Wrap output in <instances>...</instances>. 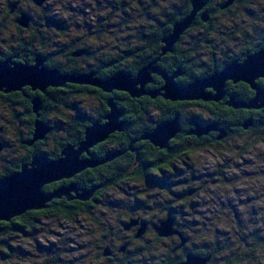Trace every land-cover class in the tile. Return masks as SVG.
<instances>
[{"label":"trees","instance_id":"trees-1","mask_svg":"<svg viewBox=\"0 0 264 264\" xmlns=\"http://www.w3.org/2000/svg\"><path fill=\"white\" fill-rule=\"evenodd\" d=\"M92 1L94 2V0ZM124 1L117 0L116 3L119 5V8L115 12L111 11L104 14L100 18L101 23L98 19H93L92 21L95 22V26L90 30L92 31V35L87 36L81 27H76V25L69 26L68 23L69 21H73L75 24H84V8L76 7L78 4L79 6L81 5V0H65L61 3L62 7L59 9L56 8L55 3H50V0H46L42 6H37L33 0H8L6 10L0 9V62L11 60L12 63L23 62L33 65L35 59L41 56L45 59V66L47 68L57 70L61 75H87L96 73V78L105 81L118 73L136 75L142 65L144 66V64L146 65L158 60V66L162 70V61L167 60V57L171 54H176L178 55L176 62L169 66L167 72L173 74L177 70L181 71L187 76L185 84H190L193 80L192 78H207L214 71H220L224 68V65L213 66L211 68L205 67L207 61L194 55L196 53L195 49L201 43L209 44V40H204L206 38H203L201 41L198 39L193 47L190 46L191 48L183 47V45L189 44L188 41H179L174 46L171 54L162 56L161 45L159 43L161 37L162 40L167 37L173 31L174 25L186 18L185 15L179 19L167 20L163 23L161 37L143 36L141 33L132 36V21L127 14L123 13L126 11L124 8L126 5L122 4ZM213 1H217V9L221 11L220 7L227 0H210V3H213ZM244 1L245 4L250 3L254 5L253 1L256 2L257 0ZM183 3L184 1H182ZM188 9L190 10V6ZM206 12L211 13L208 9ZM187 13L188 11L183 12V14ZM22 15H27L30 20L27 29L20 27L18 24L19 18ZM200 21H202L201 18H197L195 22L198 23L192 26L191 30L202 29L203 27L201 28L200 25L203 26V24ZM212 23L211 27H208L207 25L209 24H207L203 29H216V23L214 21ZM76 29L79 31V35H74L80 36V50L85 52V57L88 59L84 62L85 64H79H84L85 70L83 71L80 70L83 66L77 69L73 68L69 63L76 53V49L70 48L73 45L71 44V32L77 31ZM87 29H90L89 26H87ZM190 33L186 32L180 40L185 36L190 37ZM187 34L189 35L187 36ZM257 34L258 32L256 31L252 33L247 31V33L241 34V39L243 40L249 35L257 36ZM205 36L207 35L205 34ZM132 37H135L134 40H136L137 45H140V43L142 45L143 41L149 44L151 50L146 53L136 52L135 46L133 44L130 45ZM262 48H264V43L250 44L240 53L237 62L242 63L246 57L258 52ZM134 53L140 54L141 59L137 64L130 61L135 56ZM95 58L98 61H94ZM189 65L192 67L190 71L186 69ZM161 85L162 81L159 83L154 75V84L150 85V89L158 88ZM256 85L264 92V79H259ZM79 86L84 85L69 84L68 88L59 90L58 88H48L45 93L33 91L30 87H24L21 92L6 95L0 93V99L7 107L12 118L18 121L20 126L25 129V132L18 130L17 141L19 140L21 151H18L16 155H13V153L5 155L6 151L11 148V144L9 143V139L0 135V146L2 147L0 151V180L5 176L18 173L23 166L31 163L34 156L45 155L48 158L57 159L66 146L77 147L84 138L83 131L86 127H89L94 122L105 123L104 118L109 112L107 102L110 100L113 101L121 113L120 121L124 124L121 132L113 134L105 143L97 145L90 150L91 157L97 161L120 154L110 164L99 166L93 170H86L73 179L66 181V184L57 185L52 188L46 186L44 188L46 193H51L60 186L75 183L80 190L94 191L89 201H68L66 198L54 199L44 210L29 211L20 217L11 219L9 222H0V256H3V258H0V261H5L6 259L5 264H18L15 262V259L18 258L17 254L19 252H23L24 246L17 244V238L22 241L24 239L33 240L36 244L33 247L40 250L44 248L45 250V259L40 258L38 261L26 264H58L62 261L74 264L72 259L69 261L64 258L61 243L59 244L60 246L56 245L53 249H50L39 244L37 239L43 238L46 240L51 237L52 231H49L51 226L48 223L57 222L59 227L62 224L69 226L79 225L82 218L84 217L85 220V216L91 213L92 208L101 202L100 199L108 190L120 185H128L129 183L141 180L145 184L155 185V187L161 189L162 187L166 188L170 186H173L177 190L181 189L178 197L184 195H190L193 198L195 196L199 197L200 194L205 192L206 188L204 186L211 181V178H218L226 173L227 168L218 166L214 172L209 173V169L201 171L198 165L197 168L195 167V163L191 157L193 154L216 150L220 144L216 140L219 135L218 132L211 133L209 136L201 139L189 136L188 133L194 129L196 124L201 126L214 124L219 131H224L226 135L230 136L255 135L253 143L242 147L240 156H245L257 143L264 140V109L235 110L227 106V102L231 96L235 97L236 101L243 102L254 97L255 92L244 83L232 84L228 82L225 89L226 96L219 103H204L201 101L170 102L161 97L150 99L148 96L133 98L126 92L113 91L111 93H104L90 86H86L85 91H79ZM74 95L76 97H73ZM80 95H87L89 99L95 98L98 101L97 106L90 110V112L88 109L78 106L75 100L79 99L82 102V99L79 98L81 97ZM34 97H39L42 102L39 121L50 129L48 136L44 140L46 141L50 134L53 135L57 132L64 134L62 138L57 134L55 135V138L60 140L56 150L46 151L41 147L38 148L37 142L32 146L28 145L34 136V122L36 120V116L32 111V100ZM80 101L78 102L83 105ZM175 116H178L180 119L181 131L177 135V138L168 144L166 151L155 148L148 141L141 139L152 132L158 124L172 120ZM246 121H250L251 126L247 130H244L243 125ZM132 143L133 145L131 146ZM163 153H165L164 156H162ZM172 153L173 155L167 156V154L170 155ZM175 154L179 155L183 160L187 157L191 158L190 161L194 169L190 171L189 175L179 177L180 180L174 182L172 178L168 177L170 175L166 176L162 173V166L171 157H174ZM173 165L172 163L171 171L177 173L180 168ZM133 167L134 169L131 171ZM184 172H187V170ZM208 177H210V180L207 179ZM201 205L199 201H193L190 207L186 209L188 212L182 210L180 213L183 215L188 213L189 217H192L193 213L197 218L193 223H200L197 215H203V209L206 208ZM150 209L149 206L143 203L141 207L142 211L148 212ZM165 210L167 214L165 216L166 219L168 216H171L169 215V211L172 212L173 209L167 207ZM199 211L203 213H199ZM139 223V225L147 223L148 231H153L149 227V225H153L151 224L152 222H142L139 219ZM126 224L127 222L124 223V225ZM179 225L175 221V228L180 231L190 246L187 248L186 244L180 248V239L175 237L176 244L174 246L170 247L166 253H161L159 256L154 257L165 256L163 264H181L185 261L186 256L191 254L201 259H209L208 263L210 264H217L218 261L222 260L225 264H232L242 260L238 258V253H233L227 257L228 252H231V247L230 245L221 246V238L214 236V241L211 245H208L206 242L203 245H198L178 228ZM80 227L82 228V226ZM136 230L138 229L135 228V232ZM260 235V233H256L253 239L255 240L254 246H259L262 250L263 258L261 255L262 259L260 258L261 260L259 261L256 257H253L255 264H264V236L261 237ZM72 242L74 240L69 239L66 243L68 245L71 243L72 245ZM104 249H101L102 254ZM154 250V247H143L133 252L128 250L130 252L129 260L119 264H136L135 259L138 256L137 254H144V252L153 253ZM155 252L158 253V251ZM231 256L232 258H230ZM151 264H154V261Z\"/></svg>","mask_w":264,"mask_h":264},{"label":"rangeland","instance_id":"rangeland-1","mask_svg":"<svg viewBox=\"0 0 264 264\" xmlns=\"http://www.w3.org/2000/svg\"><path fill=\"white\" fill-rule=\"evenodd\" d=\"M63 1L65 0H50V3H55L56 8L59 9L62 7L61 3ZM82 2L84 4L87 1ZM253 3L254 5L247 3V5H242V7L240 5L234 7L233 15L216 14V33L212 31L210 35L205 36L207 32L203 28L191 32L190 37L185 36L183 38V42H189L183 47H193L198 39L201 41L203 38H206L204 40H209L208 45L211 48L215 47V44H219L217 41L221 42L222 46L241 43L239 41L241 34L238 36L233 32L235 28L244 29L250 31V33H252L253 28L259 30L260 33L261 30H264V0L253 1ZM7 4L8 0H0V9L6 10ZM76 7L80 8L79 4ZM251 11L252 14H250ZM74 34L79 35V31H72V38L76 37ZM204 45L201 43L195 49L196 53L194 55L208 61L209 59L204 53L211 48L205 47L203 49ZM73 97H76V95ZM79 98L82 99V102L79 99L75 100L78 106L88 109L89 112L98 104L95 98L89 99L87 95H82ZM0 129L2 131L0 135L9 139L11 144V148L6 151L5 155L10 153L16 155L18 151H21L19 140L17 141L18 130L25 132V129L20 126L18 121L12 118L1 99ZM56 134L61 138L64 137L61 132ZM254 136L235 135L232 137L233 139L227 140V143L223 146L219 144L214 151L196 152L191 156L201 171L209 169L208 172L211 173L218 166L227 168L226 173L218 178H211V181L204 186L206 188L205 192L200 194L199 197L195 196L193 198L190 195L178 197L181 189L177 190L173 186L162 187L161 189L155 187V185L145 184L141 180L128 185L123 184L108 190L103 195L100 199L101 202L92 208L91 213L85 216V220L84 217L82 218L79 224L82 228L79 225L69 226L67 224H62L59 227L57 222H51L48 223L51 226L49 230L52 231L51 237L46 240L43 238L37 239V242L50 249H53L56 245L60 246L59 244L61 243L64 258L69 261L72 259L74 264H117L104 257L101 249L105 248L104 251L108 250L110 253L120 256L118 250H121L126 242L131 243L127 249L132 252L143 247H154L155 250L154 252L152 251L153 255L150 257L159 256V254L166 253L170 247L176 244V240L173 239L176 236L159 240L153 230L154 224L165 220L167 215L165 209L171 207L173 211H169L171 216L168 217H172L174 221L179 223L178 228L189 239H193L194 243L203 245L206 242L211 245L214 241V236H217L221 238V246L230 245L231 247V252H228L227 257L233 253H238V258L242 259L240 262L232 264H255L253 257H256L259 261L263 258L262 250L259 246H254L255 240L253 236L256 233H260L261 237L264 236V140L257 143L245 156H240L242 147L253 143ZM177 168L180 167L177 166ZM168 177L175 182L179 181V177H184V175ZM207 179L210 180V177ZM193 201H199L202 207H206L203 209L204 213L199 211L203 215H197L200 223H193V221L197 220L195 214L192 213V218L180 213L182 210L188 212L186 209L190 207ZM143 203L151 208L148 212L141 210ZM139 219L142 222H152L151 224L153 225H149V227L153 231H148L147 226L143 237L134 239L133 236L137 233L135 228L138 229L139 225L132 227L130 230H125L124 223L127 222L128 224L131 220L139 223ZM189 220L190 222H188ZM69 239L74 240L72 245L71 243L70 245L66 243ZM17 244L24 246V248L22 247L23 252H19L17 254L18 258L15 259L18 264L31 263L40 260V258H46L44 248L40 250L33 247L36 246L33 240L24 239L22 241L17 238ZM188 246L190 245L188 244ZM155 251H158V253ZM150 254L152 253L147 254V252H144L142 255ZM0 258H3V256H0ZM5 261H0V264H5ZM58 264L69 263L62 261ZM217 264L225 263L222 260L218 261Z\"/></svg>","mask_w":264,"mask_h":264},{"label":"water","instance_id":"water-1","mask_svg":"<svg viewBox=\"0 0 264 264\" xmlns=\"http://www.w3.org/2000/svg\"><path fill=\"white\" fill-rule=\"evenodd\" d=\"M37 6H42L46 0H33ZM234 0H227L221 7L227 9ZM206 0H194L191 13L181 22L174 25L173 31L162 40L164 47L162 55L171 53L175 44L181 36L192 25L196 14L203 9ZM207 15L203 14L202 21L207 22ZM30 20L27 15H22L18 21L20 27L27 29ZM81 52L73 56H79ZM157 61L139 69L135 76L118 73L108 80H100L94 74L87 75H61L57 70H50L45 66V59L38 56L33 65L26 63H12L11 60L0 62V92L11 94L21 92L24 87H30L33 91L45 93L48 88L64 87L66 84H77L90 86L101 90L104 93L113 91L126 92L133 98H140L148 95L152 99L161 96L170 102H204L219 103L226 96V86L228 82L232 84L244 83L255 92L252 99L243 102L236 101L231 96L227 106L237 110H260L264 109V92L261 91L256 82L264 79V48L249 55L242 63H230L221 71L213 72L209 77L197 79L188 86L181 87L176 82L178 74L173 76L164 75V86L155 92L148 93L145 90L147 84L152 82V76L162 75L156 67ZM109 112L105 116V123H93L86 128L83 141L78 147L67 146L57 159H49L47 156L33 157L32 162L23 166L20 172L12 174L0 180V222H9L13 218L20 217L29 211L44 210L54 199L65 197L69 201L78 200L87 202L91 199L94 191H78L75 185L67 188H59L52 193L44 191L45 186L69 180L76 175L95 167L111 162L120 154L107 159L97 161L91 157L90 150L99 144L106 142L110 136L119 133L123 129V122L120 121L121 113L113 101H108ZM32 111L36 116L34 123V136L29 146L37 141L44 140L50 132L38 119L42 111L40 98L32 100ZM251 126L250 121H246L243 129L247 130ZM180 119L175 116L172 120L158 124L154 130L141 139L148 141L153 147L160 150L166 149L170 141L180 133ZM210 132H218L217 140L226 138L224 131H219L214 124L201 127L196 125L189 134L198 138L208 135ZM133 143L131 144V146ZM1 151V146H0ZM132 151V150H131ZM74 195L72 198L71 196ZM138 221L131 220L124 225L125 230L137 227ZM147 223L139 225L135 239H140L146 233ZM153 230L158 238H169L177 236L180 241V248L185 246L187 240L175 228V221L172 217L153 226ZM125 247L120 251L124 252ZM104 257H110L111 253L105 250ZM209 259H201L195 255H187L181 264H207Z\"/></svg>","mask_w":264,"mask_h":264},{"label":"flooded vegetation","instance_id":"flooded-vegetation-1","mask_svg":"<svg viewBox=\"0 0 264 264\" xmlns=\"http://www.w3.org/2000/svg\"><path fill=\"white\" fill-rule=\"evenodd\" d=\"M81 1H87L84 4H83V2L80 3L81 4L80 8H84V13H83L84 24H79V23L75 24V23H73V21H69L68 23H69V26L76 25V27H81V29L83 31H85V34H87V36H91L92 35V31H90V30H92L91 28L93 26H95V22L92 21L93 19H96V20L98 19V21L101 23L100 18L104 14H107L108 12H111V11L115 12V10H117V8H119V5L116 3L117 0H94L95 2H93L92 0H81ZM182 1H184V3H183L184 5L182 4ZM193 1L194 0H125L122 4L126 5L124 7L126 11L123 12V13L127 14V16L132 21V31H133L132 36L137 34V33H141V35H143V36L161 37L162 36V24L165 23L167 20L179 19L180 17H182L184 15H185V17H187L192 11V3H193ZM238 5H240L242 7V5H247V4H245L244 0H234L233 3L227 9H222L220 7L221 11H219L217 9V1H213V3H210V0H206L205 6L203 7V9L201 11H199L196 14L192 25L189 27V29L186 30V32L190 33V32H195L196 31L194 29L191 30V27L198 23V22H195L197 18H201V20H202L203 14L207 15L208 20H207V22L200 21V23L203 24V26L200 25V27L201 28L202 27L205 28L207 24H209V25H207L208 27H211L213 25L212 21L215 22V20H216L215 13L223 14V15H225V14H232L233 15L232 11H233L234 7H236ZM189 6H190V10L188 9ZM207 9L211 13L206 12ZM184 11L185 12L188 11L189 14L188 13L187 14H183ZM250 14H252V11L250 12ZM100 25H102V24H100ZM87 26H89L90 29H87ZM211 31L216 33L217 29L211 28L209 30H206V32H207L206 35H210ZM253 31L258 32L257 36H250L249 35L247 38H244L245 40L244 39L242 40L240 38L239 41H241V43H238V44H235V45H231V46L230 45H226V46L224 45V46H222V43L217 41L219 44H215V47L211 48V46H209L208 44H205L203 49L205 47L206 48H208V47L211 48V49H208L204 53V55L207 56L208 59H209L206 62V66L205 67L211 68L213 66H223L224 65L223 67L225 68L230 63H233V62L238 63L237 62L238 56L240 55L241 52H243V50L246 49L247 46H249L250 44H254V43H260V44L264 43V30H261L260 33H259V30H255V29L252 28V32ZM233 32H235L239 36L240 34L247 33V30H239V29L237 30V29H235ZM184 34L181 36V38L184 36ZM187 35H189V34H187ZM243 36L245 37V35H243ZM77 37L78 36H76L75 38H71V44H73V45L70 48L71 49H76L75 52L76 53L81 52V54L79 56L72 57L71 60L69 61V63L71 64V66L73 68L79 69V67L83 66L85 64L84 62H86L88 59H87V57H85L86 56L85 52L80 50L81 39L79 38L80 36L78 38ZM227 37H228V35H227ZM83 38H85V37H83ZM87 38H89V37H87ZM134 38L135 37H132V39L130 40V45L133 44L135 46V51L136 52L146 53V52L151 50V46L149 44L145 43L144 41L142 42V45H141V43H140V45H137L136 44V40H134ZM179 41L183 42V39L179 40ZM159 43L161 45V50H162V37H161ZM163 47H164V45H163ZM172 52H173V50H172ZM171 53H167V54H171ZM134 54H135V56H133V58L130 59V61L132 63L137 64L139 62V60L141 59L140 58V54H138V55L136 53H134ZM162 56H165V55H162ZM177 57H178V55L171 54L169 57H167V60L162 61V63H161L162 64V70L158 66V61L159 60L157 61L156 67H157V69L160 72H162V75L156 74L155 78L159 81V83H160V81H162V85L160 87H158V88L150 89V87H151L150 85L154 84V75H153L152 76V82L147 84L146 87H145V90L148 93L159 91L164 86V81H163V76L164 75L173 76L175 74H178L177 78L175 79V82L181 87L189 85V83L185 84V81L187 80V76H185L184 73H182L181 71L177 70L173 74H170V73L167 72V69L169 68V66H171V64H174L176 62ZM94 61H98V60L95 58ZM82 63H84V64L83 65H79V64H82ZM148 64H150V63H148ZM148 64H146V65L144 64V66L142 65V67H145ZM190 66L191 65H189V67H186V69L188 71H190L191 68H192ZM81 68L82 69H80V70H82V71L85 70V66H83ZM91 74H93V73H91ZM95 74L96 73H94V75ZM132 76H135V75H132ZM192 79H193L192 81L194 82L195 80H197L199 78H192ZM191 82H190V84H191ZM68 86H69V84L68 85L66 84L65 87H60V88H58V90L59 89L68 88ZM79 87H80L79 91H83V90L85 91L86 86H79ZM64 93L67 94V92H65V91H64ZM145 96H148V95H145ZM148 97L150 99H152L150 96H148ZM158 97H161V96H157L156 98H158ZM156 98H154V99H156ZM94 123H99V122H94ZM196 125H198V124H196ZM199 126H201V125H199ZM205 126H201V127H205ZM86 128H88V127H86ZM86 128L84 129L83 134H84ZM211 133H215V132H210L206 136H209ZM55 135L56 134H53V135L50 134L49 137H47L46 141L45 140H41V141H37V143L35 142L38 145L37 147L38 148L41 147L44 150L47 149L46 151L56 150L58 148V146H59L58 144H59L60 140L56 139ZM188 135L189 136H193V137H195L197 139H201L203 137H206V136H202V137L198 138V137H196V136H194L192 134H189V133H188ZM46 136H48V134ZM233 136H235V135H232V136L226 135V138L224 140L218 141L217 138H216V140L220 144H222V146H223L224 144L227 143V140L233 139L232 138ZM176 138H177V136H176ZM45 139H46V137H45ZM175 139H173V140H175ZM35 143H33V144H35ZM73 147H75V146H73ZM166 149H168V147ZM166 149H163L162 151H166ZM1 150H2V147H1ZM209 151H214V150H209ZM164 154L165 153H163L162 156H164ZM171 155H173V153L170 154V155L167 154V156H171ZM39 156H42V155H39ZM39 156H34V157H39ZM49 159H53V158H49ZM190 159L191 158L187 157V158H185L183 160V159H181V157L179 155L175 154V156L171 157V159L167 163H164V165L162 166V173L164 175H166V176H168V175H170V176H180V175H184L185 176V175H189L190 171L194 169L193 164L191 163ZM32 160H33V158H32ZM110 163L111 162H107V163L99 165V166H103V165L110 164ZM172 163L174 164L173 166H175V167L179 166L180 167V170L177 173H174L173 171H171V164ZM99 166L95 167L94 169L98 168ZM134 167L131 169V171H133ZM183 167H184V169H183ZM195 167L197 168L196 164H195ZM91 170H93V169H91ZM185 170H187V172H184ZM8 176H10V175H8ZM5 177H7V176H5ZM69 180H71V179H69ZM66 181H68V180H61L59 182H56V183H53V184H50V185H47V186L48 187L50 186V188H52V187L57 186V185L66 184ZM51 185H53V186H51ZM72 185H75L77 187V185L75 183H70V184H68L66 186H60L59 188H67V187H70ZM77 189H78V191H81L78 187H77ZM71 197L73 198L74 195H72ZM63 198H65V197H63ZM71 201H74V200H71ZM187 215H188V213H186V216ZM134 239H135V237H134ZM157 239L163 240L161 238H157ZM173 239H175V237ZM130 244L131 243H127L126 242L125 245H123L122 248L125 247L124 252H121L120 249L118 250L120 256H118V255H116L114 253H111V256L107 257V258L110 261L116 262L117 264L122 263L124 261H128L129 258H130V252H128L127 248H128V246ZM186 244H187L186 247L188 248V243H186ZM136 250H140V249H136ZM137 255H138L137 258L135 259V261H136L135 263L136 264H151L153 261H154V264H163V262L165 260V256H162V257H159V258H154V257H157V256L150 257L151 255H153V253L150 254V255H146V256H144L142 254H137ZM155 255H158V254H155Z\"/></svg>","mask_w":264,"mask_h":264},{"label":"bare ground","instance_id":"bare-ground-1","mask_svg":"<svg viewBox=\"0 0 264 264\" xmlns=\"http://www.w3.org/2000/svg\"><path fill=\"white\" fill-rule=\"evenodd\" d=\"M263 110V109H262ZM22 170V169H21Z\"/></svg>","mask_w":264,"mask_h":264}]
</instances>
